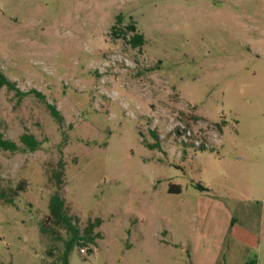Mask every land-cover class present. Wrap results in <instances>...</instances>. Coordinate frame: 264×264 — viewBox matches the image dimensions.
<instances>
[{
    "label": "rangeland",
    "instance_id": "374dc122",
    "mask_svg": "<svg viewBox=\"0 0 264 264\" xmlns=\"http://www.w3.org/2000/svg\"><path fill=\"white\" fill-rule=\"evenodd\" d=\"M0 70V264H64L56 192L69 264H264V0H0Z\"/></svg>",
    "mask_w": 264,
    "mask_h": 264
},
{
    "label": "trees",
    "instance_id": "16d2710c",
    "mask_svg": "<svg viewBox=\"0 0 264 264\" xmlns=\"http://www.w3.org/2000/svg\"><path fill=\"white\" fill-rule=\"evenodd\" d=\"M131 31H135V27H130ZM144 37L140 34H135L130 40V44L133 47H141L144 45ZM7 87L9 91H14L18 96H25L26 93L21 92L16 83L9 80L0 70V88ZM38 97L44 99V97L34 91ZM46 109L50 112V114L59 122L63 121V117L57 108L51 104L46 103ZM20 142L23 146V150L35 152L40 147V142L33 136L29 134H23L20 137ZM0 149L6 152H18L22 148L15 142L7 140L4 138L3 134L0 131ZM64 163H59V171L56 173V180L58 187L63 185V177H64ZM199 189L205 190L202 186H198ZM23 191L21 188L15 190V195H18L19 192ZM171 193L180 194L181 187L179 185H172L170 187ZM48 226L51 234L56 232V229L64 230L67 234L68 239L65 240V250L63 256V263L69 264L68 258L69 255L73 252L75 247L77 246H88L90 244L95 245L96 240L100 238L99 233H95V230L101 226L102 220L96 219L93 222H90L86 228L81 231L80 228L74 222L72 216L68 212V208L66 206V200L61 196L60 192H56L50 199L49 203V216L47 218Z\"/></svg>",
    "mask_w": 264,
    "mask_h": 264
}]
</instances>
